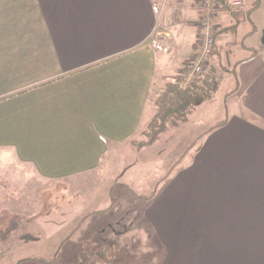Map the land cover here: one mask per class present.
<instances>
[{
  "label": "crops",
  "instance_id": "crops-1",
  "mask_svg": "<svg viewBox=\"0 0 264 264\" xmlns=\"http://www.w3.org/2000/svg\"><path fill=\"white\" fill-rule=\"evenodd\" d=\"M199 15L198 0H0V171L51 184L132 172L144 152L132 141L165 77L194 56ZM240 16L209 64L231 46L227 99L242 108L139 203L160 264H264V0H244ZM214 23L234 17L219 8ZM108 181L105 195L132 206L136 183Z\"/></svg>",
  "mask_w": 264,
  "mask_h": 264
},
{
  "label": "rangeland",
  "instance_id": "rangeland-1",
  "mask_svg": "<svg viewBox=\"0 0 264 264\" xmlns=\"http://www.w3.org/2000/svg\"><path fill=\"white\" fill-rule=\"evenodd\" d=\"M201 15L200 11L193 55L202 40L201 32L206 31ZM214 19L215 39L221 29L217 30ZM229 48L230 45H223L222 63L217 66L218 89L212 98L198 106L185 122L170 126L151 145L143 146L144 152L134 155L138 162L134 163L132 172L123 176L122 170H118L108 174L107 179L90 177L51 184L23 169L8 175L0 171V264H76L82 252H85L84 264H160L153 239L155 231L142 216L139 203L145 206L163 181L188 165L194 146L210 124L242 108L239 100L227 99L231 95L232 78L226 76L224 69L231 66L224 56L230 53ZM192 58L181 64V70L186 69ZM180 71L165 79L176 77ZM145 128L133 141L143 139L141 132ZM126 162L124 167L133 160L128 158ZM109 176L136 183L132 187L136 193L132 206L128 200L125 203L124 195H105ZM140 190L143 194L138 193ZM105 201L112 204L107 211L102 210L107 205ZM58 248L60 260L50 261ZM99 250L111 259L98 256Z\"/></svg>",
  "mask_w": 264,
  "mask_h": 264
},
{
  "label": "trees",
  "instance_id": "trees-1",
  "mask_svg": "<svg viewBox=\"0 0 264 264\" xmlns=\"http://www.w3.org/2000/svg\"><path fill=\"white\" fill-rule=\"evenodd\" d=\"M216 2L219 7L228 9L230 14L234 17V23L221 29L218 33L223 31H234L236 26L243 20V17L240 16L241 11L235 12L230 8L226 0H216ZM213 48L214 45L212 49ZM224 70L234 76V69ZM217 73H219L217 67L209 64L200 76L193 77L190 81H186L184 69H182L176 77L171 79L166 78L159 94L155 98L154 113L148 121L145 130L141 132L143 139L137 142L132 141V144L137 148L151 145L170 126H176L185 122L188 116L195 111L196 107L210 100L218 89ZM223 122L224 121L218 122L217 126L221 125ZM110 254H112V251H110ZM97 255L102 258L111 259L110 256L106 257L101 250L97 251ZM84 256L85 252L78 255L76 259V262H78L76 264H84ZM59 260L60 255L58 248L50 261Z\"/></svg>",
  "mask_w": 264,
  "mask_h": 264
},
{
  "label": "built area",
  "instance_id": "built-area-1",
  "mask_svg": "<svg viewBox=\"0 0 264 264\" xmlns=\"http://www.w3.org/2000/svg\"><path fill=\"white\" fill-rule=\"evenodd\" d=\"M200 5L201 17L203 29L202 40L198 44V51L193 58L186 64L185 73L186 81H190L193 77L200 76L206 66L209 65L208 59L212 55V47L215 43V39L212 33L213 19L218 9V3L216 0H198ZM231 9L235 12H240L243 8L244 0H226Z\"/></svg>",
  "mask_w": 264,
  "mask_h": 264
}]
</instances>
